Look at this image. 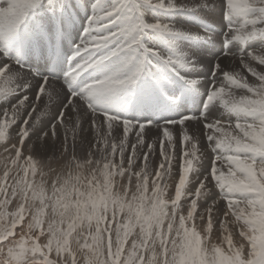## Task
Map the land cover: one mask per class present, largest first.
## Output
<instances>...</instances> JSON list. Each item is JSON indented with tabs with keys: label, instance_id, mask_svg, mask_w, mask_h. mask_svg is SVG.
Wrapping results in <instances>:
<instances>
[{
	"label": "snow or ice",
	"instance_id": "snow-or-ice-1",
	"mask_svg": "<svg viewBox=\"0 0 264 264\" xmlns=\"http://www.w3.org/2000/svg\"><path fill=\"white\" fill-rule=\"evenodd\" d=\"M0 264H264V0H0Z\"/></svg>",
	"mask_w": 264,
	"mask_h": 264
},
{
	"label": "bare ground",
	"instance_id": "bare-ground-1",
	"mask_svg": "<svg viewBox=\"0 0 264 264\" xmlns=\"http://www.w3.org/2000/svg\"><path fill=\"white\" fill-rule=\"evenodd\" d=\"M210 21L214 24H217V25H221L222 22H221V19H220V15H219V12H217L214 16L210 17ZM205 55V58L206 59H211L212 56L210 53H206L204 54Z\"/></svg>",
	"mask_w": 264,
	"mask_h": 264
}]
</instances>
